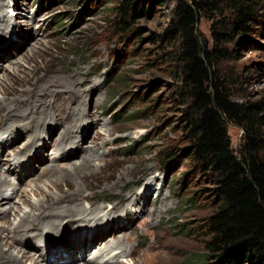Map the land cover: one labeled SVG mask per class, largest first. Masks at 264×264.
<instances>
[{
  "label": "rangeland",
  "instance_id": "obj_1",
  "mask_svg": "<svg viewBox=\"0 0 264 264\" xmlns=\"http://www.w3.org/2000/svg\"><path fill=\"white\" fill-rule=\"evenodd\" d=\"M4 1V13L0 16V99L5 97L3 88L7 84L13 89L26 90L36 82L56 77L64 80L56 89L67 93L77 78L89 80L80 95L86 96L93 131L101 130L107 137L106 128L102 127L107 122L111 135L106 149L110 152L105 161H98L101 167L93 169L94 173L85 181L71 179L70 182L88 184L89 187L84 186L85 192L106 206L116 203L126 193L139 192L140 204L128 214L120 208L116 225L121 221L126 232L135 227L132 244H137L140 252L150 244L157 248L141 256L137 263L131 258H121L124 263L206 264L202 257L206 240L196 226L213 210L214 178L199 169L187 141L188 105L182 95L183 63L178 58L183 49L182 36H166L172 26L176 2L146 0L149 10L140 14L133 30L122 32L117 26L119 13L114 8L115 0ZM255 1L257 16L249 21V30L234 32L229 43H217L213 26L216 24V29L222 32L233 29L236 13L230 2L217 11L204 12L196 23V32L208 48L229 49L226 58L214 61V68L232 100L264 106V0ZM72 87L77 91L80 86ZM16 97L10 94L8 99ZM62 120L58 122L62 124ZM228 131L232 147L238 153L244 129L229 123ZM50 134L54 135V131ZM16 136L11 135L6 144L0 139V174L11 172L9 191L15 190L12 203H0V210L10 209L14 224L31 209L22 201L25 196L33 200L43 198L33 187L47 179L50 172L43 173L41 179L36 177L61 153L50 144L41 150V141L37 153L36 150L20 153L27 139ZM82 144L86 146L89 141ZM168 151L172 157L165 160ZM69 154H76L77 159L60 161L59 167L81 163L76 151ZM146 180H151L148 187ZM63 189L68 190V186L64 184ZM47 190L58 193L56 188ZM16 205H21L20 214ZM143 205L162 212L149 218L141 215ZM145 219L150 221L149 226L142 225ZM101 226L102 237L106 233L105 223ZM106 238L114 242L116 237L110 233ZM46 242L31 238L25 247L32 252L37 243L40 248L34 250L35 256L48 253L50 259L65 253H54ZM104 242L101 238L96 240L92 252L77 256L81 260L95 258L98 249L93 248L101 247Z\"/></svg>",
  "mask_w": 264,
  "mask_h": 264
},
{
  "label": "bare ground",
  "instance_id": "obj_2",
  "mask_svg": "<svg viewBox=\"0 0 264 264\" xmlns=\"http://www.w3.org/2000/svg\"><path fill=\"white\" fill-rule=\"evenodd\" d=\"M4 6L5 1L0 0V16L4 13ZM88 82L89 80L80 81L77 78L72 81L71 87L79 84V89L75 91L73 87H70L67 93L56 89L59 84H64V80L56 77L36 82L32 88L26 90L13 89L8 84L3 88L5 97L0 99L1 142L6 144L11 135L17 134L16 137L25 136L27 139L20 153L40 151L37 149L38 141H41L39 143L42 144L41 150L50 144L58 148L61 153L54 156L52 162L45 165L36 177L37 180L41 179L43 173L50 172L47 179H42L33 187V191L42 194L43 198L33 200L27 195L22 199L23 203L29 205L31 209L25 211L18 222L14 224L11 220L10 209L0 210L2 219L0 264H126L121 258H131L134 263H137L141 256L149 255L157 248L154 244H150L147 250L140 252V247L135 243L132 244L135 227H132V231L126 232L121 221L116 225L120 218V208L128 214L132 213L133 207L140 204L139 192L126 193L116 203L106 206L97 203L94 196L85 192L84 186L89 187L88 184L82 186L78 182H70L71 179L85 181L94 173L93 169L101 167L98 161H105L110 152L106 149L111 135L107 122L102 126L106 128L104 131H107V137L101 130L93 131V122L89 123L92 114L88 110L86 96L80 95L88 87L86 86ZM10 94H15L17 97L9 100ZM60 118L63 119L62 124L58 122ZM51 131H54V135L50 134ZM88 141L89 144H85L87 147L82 144ZM71 151L78 153V157L82 159L81 163L70 167H67L68 165L59 167L58 162H71L76 158V154H69ZM1 168L0 165V171ZM10 175L11 172L7 175L0 174V203L2 204H10L13 201L15 190L9 191V186L12 185ZM145 182L146 187L151 185V180ZM64 184L68 186V190L63 189ZM51 188H56L58 193L47 190ZM147 191L149 194L151 189L148 188ZM83 200L89 203L85 204ZM140 207L141 215L149 218H153L156 212H162L157 208L149 210L146 205ZM16 208L20 214L21 205L20 207L16 205ZM103 223H105L106 233L101 237L99 233L103 229L101 226ZM149 224L148 219L142 223L143 226H149ZM120 229L122 231L117 232ZM110 233L114 238L116 237L114 242L105 239ZM31 238H36L39 242L48 241L45 245L53 249L54 253L55 251L56 253L65 252L64 257L62 255L50 259L48 253L35 256L34 250H39V244L36 243V246L32 247L34 253L25 247L30 243ZM100 238L105 242L101 247L93 248L98 249L95 258L81 260L77 256L79 253L84 255L91 251V246L97 245L96 240ZM155 253H158V250Z\"/></svg>",
  "mask_w": 264,
  "mask_h": 264
},
{
  "label": "trees",
  "instance_id": "obj_3",
  "mask_svg": "<svg viewBox=\"0 0 264 264\" xmlns=\"http://www.w3.org/2000/svg\"><path fill=\"white\" fill-rule=\"evenodd\" d=\"M174 18L167 37L182 36V95L186 98L187 141L192 158L202 172L214 178L212 212L196 226L206 240V264H264V106L232 100L214 61L226 58V46L208 48L196 32L204 12H214L227 2L235 11V24L222 32L216 24L217 43L230 42L238 30H249L257 16L255 0H173ZM122 32L149 10L146 0H115ZM244 129L238 153L232 147L228 124ZM172 157L168 151L165 160ZM183 227V226H182ZM184 228V227H183ZM191 230V229H190Z\"/></svg>",
  "mask_w": 264,
  "mask_h": 264
}]
</instances>
